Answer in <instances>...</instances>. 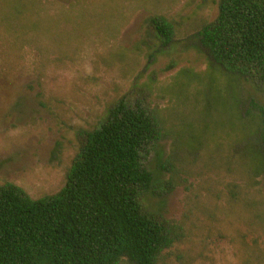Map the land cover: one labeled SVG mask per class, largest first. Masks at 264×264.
<instances>
[{
  "label": "rangeland",
  "instance_id": "obj_1",
  "mask_svg": "<svg viewBox=\"0 0 264 264\" xmlns=\"http://www.w3.org/2000/svg\"><path fill=\"white\" fill-rule=\"evenodd\" d=\"M219 2L0 0V187L57 193L85 133L139 104L161 131L144 153V205L175 225L158 263L264 264V84L201 43ZM154 16L172 23L170 43Z\"/></svg>",
  "mask_w": 264,
  "mask_h": 264
},
{
  "label": "trees",
  "instance_id": "obj_2",
  "mask_svg": "<svg viewBox=\"0 0 264 264\" xmlns=\"http://www.w3.org/2000/svg\"><path fill=\"white\" fill-rule=\"evenodd\" d=\"M151 24L170 43L163 16ZM200 41L225 71L264 84V0H220ZM264 153V107L260 108ZM161 137L152 111L119 102L103 124L85 133L57 193L34 198L22 186L0 187V264H159L175 243V225L146 210L154 174L144 153Z\"/></svg>",
  "mask_w": 264,
  "mask_h": 264
}]
</instances>
